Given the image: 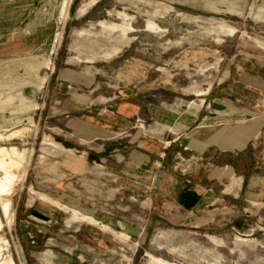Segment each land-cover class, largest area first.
<instances>
[{
    "label": "rangeland",
    "instance_id": "obj_1",
    "mask_svg": "<svg viewBox=\"0 0 264 264\" xmlns=\"http://www.w3.org/2000/svg\"><path fill=\"white\" fill-rule=\"evenodd\" d=\"M4 1L10 3L0 8L3 35L0 66L18 58L10 48L16 49L23 43V28L31 34L29 19L41 4L45 14L36 29L41 33L45 28L46 35L33 46L28 43L30 49L25 55L32 56L37 47L47 50V64L39 70L33 69L35 77L27 75L22 66L18 70L20 76L42 83L37 94L32 95L30 87L21 94L37 104L36 110H26L24 114L34 117L31 129L23 135L0 138V148L18 146L20 151L35 148L27 180L23 184L18 182L13 192L5 196L12 201L14 222L5 220L0 234L4 260L14 259L16 264H158L146 256L151 251L179 264H264V204L247 201L241 193H236V188L222 194L223 184L229 183L231 177L217 179L220 161L205 167L204 159L190 158L182 152L170 162L161 161L157 170L164 173H157L150 187L142 185L138 190L130 184L139 181L122 175L117 167L111 170L104 159L90 158L88 171L76 175L60 168L57 155H46L41 161L43 139L48 143L46 133L61 142L59 130L53 125H63L60 118L70 115L61 113L62 107L73 98L69 91H87L62 77L66 69L87 70L98 80L109 81L113 79L108 74L97 73V69L113 72L118 63L130 57L128 68H146L161 84L176 83L178 93L155 97V100L159 98L157 101L175 102L185 98L187 104L192 100L200 103L202 97L184 95L183 87L197 83V89H205L204 82L209 80H214V85L211 95L206 97L229 98L238 68L264 64V0H98L82 15L78 12L80 6L90 0H0V6ZM13 3L17 6L14 15L20 16L14 28L11 16L6 14ZM27 4L31 6L24 8ZM15 30L20 31L17 41ZM114 50L118 52L113 53ZM176 61L187 62L189 69L177 66ZM208 64L215 67L204 75L197 73ZM161 67L164 69L159 70ZM0 71L1 109L9 87L20 89V86L15 76H7L8 67L3 66ZM99 91H108L107 86L103 85ZM101 100L105 102L108 98ZM255 102L259 104L257 109L264 111V97ZM235 125L228 126L230 134ZM258 127L256 123L254 129ZM238 130L242 127H235L232 136L240 133ZM230 141L235 145L241 140L231 137ZM211 153L216 156L214 150ZM231 154L234 153H229L227 158ZM29 157L26 155L22 162L26 163ZM99 164L104 166L105 174H98ZM195 172L204 181L212 174L213 187L221 194L206 213L180 209L173 203L171 178L190 179ZM32 185L62 204L93 211L120 235L96 225L111 241L110 249L99 251L83 244L76 235L80 225L87 221L49 199L46 201L58 207L59 219L48 215L40 216L42 220L31 217L39 211L42 200L38 194L31 193ZM147 199L152 200L153 208L143 207L141 202ZM1 206L0 199V209ZM122 222L128 227L124 228ZM208 235L223 240L226 247H219L220 241L213 244ZM48 253L53 256L50 258Z\"/></svg>",
    "mask_w": 264,
    "mask_h": 264
},
{
    "label": "crops",
    "instance_id": "obj_2",
    "mask_svg": "<svg viewBox=\"0 0 264 264\" xmlns=\"http://www.w3.org/2000/svg\"><path fill=\"white\" fill-rule=\"evenodd\" d=\"M129 60L130 57L118 63L113 72L109 69H97V73L108 74L110 79H113L109 81L98 80L97 76L87 70L66 69L63 72L64 79L85 87L87 91L81 92L77 89L69 91L73 98L71 97V100L62 107L61 113L70 115L60 118L63 125H53L54 129L59 130L57 133L62 143L52 139L51 135L48 136V143L43 139L41 161L46 155H57L60 168L65 173L76 175L88 171L90 158L104 159L109 162L111 170L115 171L117 167L122 175L139 181L130 184L132 188L138 190L142 185L150 187L154 184L157 173L161 171L164 173L163 170H157V167L161 166V161L170 162L177 154L184 152L190 158L204 159L202 165L205 167L208 164L212 165L213 161H220L221 170L216 176L217 179L221 181L225 177L228 179L231 177L229 183L223 184L222 194L230 193L236 188V193H241L247 201L264 204V111L257 109L259 101L255 102L256 99L264 97V64L238 68L232 81L233 93L229 98L206 97L211 95L209 92L214 80L204 82L207 85L205 89H197L199 87L197 83L183 87L184 95L202 97L200 103L192 100L187 104L185 98L175 102L157 101L159 98L155 100V97L165 98L180 90L175 82L161 84L158 79L154 80L146 68H128ZM176 64L183 69H189L187 62L176 61ZM214 67L213 64H208L199 68L197 73L204 75ZM113 74L114 77L111 76ZM210 82L213 83L212 86ZM103 85L108 89L104 93L99 91ZM95 95L98 97L95 98ZM102 97L108 100L104 102L101 100ZM115 98L118 100L114 101ZM149 119L153 120V123H149ZM256 123L259 124L258 129H254ZM234 124L236 125L233 126L232 133L235 127H242L236 136L230 134L228 127ZM231 137L238 138L241 140L240 143L232 145ZM52 141L65 145L67 149L76 151L80 156L60 150L51 144ZM27 149L35 151L34 147ZM213 150L216 156L212 155ZM34 151L29 155L31 167ZM229 153L234 154L227 158ZM97 169L99 175L105 174L103 165H97ZM171 181L174 189L173 203L180 209L206 213L221 195L213 187L212 174L206 177L205 181L198 176V172L190 179L178 177L171 178ZM30 191L42 197L38 205L39 211L31 214L35 219L42 220L40 216L44 215L59 219L58 207L46 201L49 199L68 212L70 209H78L91 214L111 229L106 230L99 226L103 230L120 235L110 223L97 218L93 211L62 204L38 191L33 185ZM141 192L144 190L141 189ZM150 199L141 202L144 208H153ZM121 224L124 228L128 227L124 222ZM26 225L27 222L24 221L23 226ZM99 227L88 221L82 223L76 237L89 247L108 251L111 241ZM37 237L41 238L39 234ZM126 238H129V235H126ZM207 238L213 244L220 241L219 247H226L223 240L213 235H208ZM48 255L50 258L53 256L51 253Z\"/></svg>",
    "mask_w": 264,
    "mask_h": 264
},
{
    "label": "bare ground",
    "instance_id": "obj_3",
    "mask_svg": "<svg viewBox=\"0 0 264 264\" xmlns=\"http://www.w3.org/2000/svg\"><path fill=\"white\" fill-rule=\"evenodd\" d=\"M97 1L98 0H90V1L84 2L78 10L79 14L81 15L85 14L87 12V9L91 7L92 5H94ZM9 3H10L9 1L2 2L0 8L2 9L6 8ZM13 5H14L13 8H11V10H8L6 14L11 16V21H12L11 26L14 28L15 26L19 24L20 16L16 17L14 15V12L17 6H15V3H13ZM29 6H31V4L23 5L24 8L26 7L29 8ZM166 7L169 10H173V7L170 5H166ZM44 14H45L44 8H43V5L41 4L35 10V15L29 19L28 25L30 26L31 34H27L26 28H23V30L21 31L23 33V43L16 49H14L13 47L10 48L14 51L13 53H16L18 55V58L14 60H10L9 62H5L3 64V66L8 67L9 69L7 73L9 75L7 76H9V78L15 76V79L18 82V86H20V89L17 86L15 88L14 85H11L8 89L9 91H7V96L3 97L4 100L1 102L2 108L0 109V138L2 137L10 138L12 136L16 137V136H19L20 134L23 135L28 130H30L33 125L34 117L31 114L27 116H25L24 114H26V110L28 111L36 110L37 104L35 103L33 99H30L21 94H22V90L25 89L26 87L31 88L32 95L37 94L38 93L37 89L42 88V85H41L42 83L36 84L39 81L35 83L30 78L20 76L18 73V70H19V67L22 66V68L25 70V73L29 76H32L33 69L39 70V67L41 65L47 64V58H46L47 50H45L43 47H37L34 50L35 53L30 57H27V55H25V51L30 49V47H27L28 43L31 46H33L38 40H41L46 35L45 28L41 29V33L38 32L36 29L39 26L40 22H42L41 20ZM19 33L20 31L18 30H15V32L13 33L15 35L16 41L19 38ZM77 33H79L78 30H77ZM10 35L11 34H9V36ZM2 37L3 35L0 34V39ZM117 52H118L117 50H114L113 53H117ZM41 59H43V61H41ZM3 66H0V68ZM209 84L212 86L213 83L210 82ZM13 92H15V94H13ZM51 144L59 148L60 150L70 152L76 156H80L79 153H77L76 151L67 149L65 145L63 146L59 142L52 141ZM33 151H34L33 149H30V150L25 149L24 151H20L15 146H12V147L3 146L0 148V169L1 171H3V173L0 175V199L2 203V206L0 209V234L5 227V220H7L8 223H11L14 220V214L12 210V201L6 200L5 196L10 195L13 192L18 182H22L23 184L26 181L28 172L31 167L30 166L31 161L29 159L26 161V163H24L22 162V159H26L25 158L26 155L32 154ZM32 191L35 192L34 189H32ZM42 196L46 197L45 195H42ZM70 210L74 214L80 215L83 220L88 221L89 223L93 225L101 226L102 228L106 230H111L109 226L102 224L98 219H96L91 214L83 213L78 209H70ZM0 242H1V238H0ZM3 251H4V247L0 246V264H16L14 259L4 260ZM147 256L153 261L157 262L158 264H179L177 262L155 256V254H152L150 252L147 253Z\"/></svg>",
    "mask_w": 264,
    "mask_h": 264
}]
</instances>
